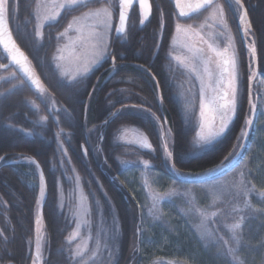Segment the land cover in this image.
<instances>
[{"label": "trees", "instance_id": "1", "mask_svg": "<svg viewBox=\"0 0 264 264\" xmlns=\"http://www.w3.org/2000/svg\"><path fill=\"white\" fill-rule=\"evenodd\" d=\"M153 1L159 4V10L153 8V17L147 24L139 27L132 16V36L110 38L109 52L116 55L115 69L111 59L106 58L88 75L67 80L54 63L61 41L56 33L73 18L105 4L116 9L117 0H85L91 8L69 7L63 27L58 23L46 26L41 39L35 33L37 0H18V10L9 17L11 29L44 89L37 93L13 69L0 70V155L4 156L0 161V264H31L35 259L40 173L27 157L37 159L43 167L48 191L39 227L40 264H150L142 213L124 183L127 171L135 178L146 167V172L172 179L180 191L203 185L185 183L176 177L165 160L161 126L170 134V151L179 172H208L235 153L249 114L250 73L236 24L233 27L240 55L237 118L221 138L203 146L197 144L196 137L197 99L189 103L192 98L185 93L192 87L191 78L170 57L176 11L171 0ZM245 3L262 77L254 98L264 103V0ZM130 46L133 52L128 51ZM5 63L7 58L0 51V66ZM128 78L133 81L127 82ZM157 80L163 102L158 99ZM183 93L187 99H181ZM129 127L139 129L152 148L117 142L118 133ZM248 146L244 166L236 167L231 176L243 172L250 187L264 192V141L252 133ZM145 160L148 164L144 167ZM28 178L32 187L25 181ZM236 191L206 211L210 216L207 226L215 235L200 243L201 257H191L196 264H264V212L257 211L264 208V196L255 190L247 197L234 195ZM245 201L250 207H245ZM126 213L129 228L124 226ZM241 217L237 242L228 225L239 222ZM164 222L174 232L159 264H180V257H173L174 244H182L181 238L174 235L180 233L171 221Z\"/></svg>", "mask_w": 264, "mask_h": 264}, {"label": "snow or ice", "instance_id": "2", "mask_svg": "<svg viewBox=\"0 0 264 264\" xmlns=\"http://www.w3.org/2000/svg\"><path fill=\"white\" fill-rule=\"evenodd\" d=\"M134 0H117L116 3V13L118 18V27L113 25V12L109 10V7H102L98 10L92 11L90 13H85V16H90L94 23L91 25H86L87 33H84L83 28L77 27L76 31L80 33L76 37V42H80L81 46L85 49V63L84 71L85 73L91 70L92 65H98L103 59L110 58L112 61L113 69H115L116 55L109 52L110 48V37L113 33L117 37H123L126 32V22L129 19V10L132 8ZM140 12V24L143 25L147 21L152 13V5L149 0H137ZM226 3L230 9L237 14L240 28L243 35L248 43V54H249V69L253 71L256 68L257 62V47L255 40L252 39L254 35L252 33L251 21L249 20V14L247 8L244 6L243 0H226ZM177 7L180 8L179 16L184 17L183 23L177 22L175 30L177 33H184L187 36L189 33H195L199 37L200 42L206 45V49L203 47H196L195 45H190L184 43L182 46L187 48L190 56L186 59H181L176 57L180 63L192 73H196L198 79L201 82V93H204L206 89L211 88L213 96L210 101L201 102V117L205 116V112L211 113V119L206 120L201 124V131L199 133V140L197 144H210L212 141L222 136L230 124L232 123L238 109V71H237V55L235 42L231 35L227 19L225 17V4L217 3L216 0H195L194 3H187L183 7H180V0H176ZM86 7L91 8V4L85 2V0H69L68 7ZM63 8L64 5H59ZM18 10V0H0V44H3L4 50L9 54L11 59L25 72L29 75V70L24 67L21 61H27V56L24 52L20 51L17 47L15 41L12 38V32L9 30V17L13 15ZM201 10L210 13L211 19L217 21V27L215 33L211 34V40L205 39L199 31H197L192 23L188 21L194 19L193 14L200 13ZM58 15V13H57ZM50 17L45 16L44 19L47 20ZM76 21H73L75 23ZM73 23L68 24V29L73 28ZM203 27V25H201ZM67 34L65 32L60 33L61 36ZM211 52L212 55L209 56L207 53ZM214 57L216 59H214ZM63 59V57H58ZM123 58V57H121ZM215 65L213 68L212 65ZM31 79V76L29 75ZM75 79V77H73ZM155 80V77L153 76ZM33 83H39V81H33ZM158 89V99L163 102V94L159 92L160 82L156 81ZM251 108L249 118L246 119L245 128L252 126L253 119L252 114L256 111V104L250 101ZM150 111V110H148ZM114 115V114H112ZM155 119V114L152 113ZM47 119V117H44ZM218 121V123H217ZM108 121L105 120V123ZM162 130L163 129V126ZM166 131V130H164ZM247 136L246 131L241 132V139ZM143 147L151 149L152 145L147 142V139L141 141ZM164 152L166 153V161L173 171L179 173V169L174 160L173 151H168V145L165 142L163 145ZM61 151L65 152L66 149L63 148L61 144ZM238 154V153H237ZM29 163L34 164L37 169L40 165L33 160L31 157H27ZM227 159V158H226ZM0 161H4V156L0 155ZM146 166L148 161L143 162ZM241 179L238 185H236V193L234 195H243L247 197L253 190L264 196V192L259 189H254L250 187L248 183L245 182L244 173H240ZM79 179V177H77ZM46 195V182L43 171L39 174V201L37 202V215L42 218V212L40 211L41 204L45 200ZM165 199L163 196H154L153 205L150 208V214L156 219L160 218L161 210L159 207V202ZM245 207H250V205L245 201ZM257 211L264 212V208L257 209ZM215 213H212L214 216ZM201 216V226L203 228L202 238H211L215 235L214 231L208 228V221L210 216L204 212H200ZM37 224L40 223V219H37ZM243 222V217L240 218L239 222L232 223L228 225L229 230L233 234V238L237 239V232L240 229L241 223ZM79 228V225H77ZM2 235V232H0ZM75 237H69V242ZM6 239V238H5ZM225 243H227L225 241ZM99 247V243L97 245ZM231 252L232 250L229 249ZM77 256L81 253H76ZM41 258V244L38 239L35 245V259H32L31 264H40ZM233 258L235 255L233 252Z\"/></svg>", "mask_w": 264, "mask_h": 264}, {"label": "rangeland", "instance_id": "3", "mask_svg": "<svg viewBox=\"0 0 264 264\" xmlns=\"http://www.w3.org/2000/svg\"><path fill=\"white\" fill-rule=\"evenodd\" d=\"M57 0H37V5L35 7V33L39 39L42 38L43 30L46 26L57 21ZM65 4H68V0L61 1ZM105 7V6H103ZM102 8V7H101ZM262 13L264 14V4L261 7ZM90 13V12H89ZM48 16L49 19L45 20L44 17ZM73 21H76L73 23ZM264 21V17H263ZM73 23L72 29H66L67 34L60 37V45L55 51L54 55V63L56 65L59 74L67 79L72 80L73 77H83L88 75L96 66L92 65L91 70L87 73L84 71V63L86 60L85 57V49L81 46L80 42H76V37L80 35L76 31L77 27H81L84 30V33H87L86 25H91L94 23V20L85 15L79 16L71 21ZM193 24V27L201 33L205 37V39L211 40V34L215 33L217 27V21H213L211 19L210 13L206 14L202 19L197 22H189ZM114 25V18H113ZM203 25V27H201ZM229 29L231 35L235 42L236 55H237V71H238V83H239V70H240V55L238 51V38L236 32L234 30L232 22H228ZM263 29V28H262ZM64 30V32L66 31ZM264 34V29L263 32ZM44 35V33H43ZM111 38V37H110ZM264 40V39H263ZM110 41V40H109ZM184 43H188L190 45H195L196 47H203L206 49V45L200 42L199 37L195 35V33H189L185 36L184 33H177L176 30L174 32L172 47L170 57L172 61L179 67L184 70V72L191 78L192 87L190 89H185L186 94L192 98V101L188 99L189 103H192L194 99L195 101V110L198 112V122H197V141L199 140V133L201 131V124L206 121V114L204 117H201V102L206 101L208 89L204 93H201V82L200 79L197 78L196 73L190 72L186 69L179 60L175 59L176 57H180L181 59H186L190 56L187 48L183 47ZM209 56L212 55L211 52L207 53ZM58 57H63V59H59ZM214 59H216L214 57ZM248 71V84L249 87L252 86V96L255 97L257 95L255 87L261 83L262 77L258 75L257 79L253 74V71L249 69V63L247 64ZM214 68L215 65L213 64ZM253 80L251 81V79ZM131 78H128L127 82H132ZM254 84V85H253ZM239 91V89H238ZM183 93L181 99H187L186 94ZM250 94V92H249ZM45 95V94H44ZM181 96V95H180ZM239 96V92H238ZM256 111L252 114L251 118H253V124L251 126V131L253 135H256V138L264 141V103L260 98L256 97ZM260 100V102L258 101ZM260 103V104H259ZM206 113V112H205ZM250 114V112H249ZM249 114L247 118H249ZM246 118V119H247ZM166 130V129H164ZM160 130L161 136H163V145L166 142L168 145V151L171 148V138L168 130L164 131ZM242 131H247V128L244 127ZM241 131V132H242ZM224 135V134H223ZM222 135V136H223ZM222 136L215 138L210 144H200L203 146H209L217 141ZM146 136L137 128L129 127L123 128L117 135L116 140L119 143L127 144V145H137L142 146L141 141L144 140ZM147 139V138H146ZM149 143V141L147 140ZM241 142L240 138L239 146L236 148L235 153L229 157L227 161H225L220 166L209 170L208 172H204L201 174H192V173H183V172H175L179 177L182 178H203L210 175H214L219 173L221 169H224L229 166L230 163H234L235 160L241 155ZM249 147V146H248ZM164 151V148H163ZM238 153V154H237ZM164 156L166 157V153L164 152ZM166 160V159H165ZM245 156L236 164L235 166H230L229 170L222 172L216 178L211 177L208 181L200 182L203 183L200 187H185L180 191L179 187L174 186V182L172 179H166L161 175H154L152 173L146 172L145 164L143 172L137 175L135 178L131 176V171H127L124 176L125 186L129 189V192L134 197L139 211L142 213L143 217V233L144 237L147 240L144 242L147 245V248L150 252L148 257H151L152 260L149 262L150 264H159L164 257V252L167 251V241L173 230H170L167 226H165L164 220L167 219L171 221L172 225L177 228V231L182 234L180 236H175V238L180 237L182 244L175 245L174 256L180 257V264H196V257H201L199 253V246L202 241H205L208 238H202L203 228L201 226V216L200 212H206L210 208H212L218 201H220L225 195L234 192L236 189V185L239 184L241 176L234 175L231 176L232 171L239 166H244ZM130 165V164H129ZM228 165V166H227ZM222 171V170H221ZM230 174V176H229ZM30 176V175H29ZM245 177V176H244ZM28 185L33 186V182L28 178L25 180ZM163 196L165 199L162 202H159V207L161 210L160 218L156 219L153 215L150 214V208L153 205V197L154 196ZM187 218L191 219L189 222ZM199 219V220H198ZM124 226L129 228V218L126 213V216L123 218ZM197 221H199L197 223ZM185 236H184V235ZM152 235V236H150ZM178 241V240H177ZM191 243V244H190ZM193 244V245H192ZM187 245L188 248H185ZM145 250V249H144ZM146 251V250H145ZM193 251V252H192ZM42 253V250H41ZM193 257V258H191Z\"/></svg>", "mask_w": 264, "mask_h": 264}, {"label": "water", "instance_id": "4", "mask_svg": "<svg viewBox=\"0 0 264 264\" xmlns=\"http://www.w3.org/2000/svg\"><path fill=\"white\" fill-rule=\"evenodd\" d=\"M195 0H180V4H181V7H183L185 4L187 3H194ZM134 6V4H133ZM133 6L132 8L129 10V17L131 15V11L133 9ZM202 11V10H201ZM129 20V19H128ZM250 20V18H249ZM127 23L128 21L126 22V27H127ZM117 27H118V24H117ZM251 28H252V24H251ZM9 30L12 32V29H11V25H10V22H9ZM238 30H239V34H240V38H241V41L243 43V46H244V49L247 53V57H248V60H249V54H248V43L249 41L245 39L244 35H243V32L240 28V25H239V22H238ZM252 33H253V29H252ZM12 38L13 40L15 41L17 47L20 49V51L24 52L25 56H27V61H21V63L24 65V67H26L28 70H29V75L31 76V79L29 78V75H26L25 72L21 69V66L16 64L12 59L11 57L9 56V54L4 50V46L3 44H0V51L3 55L6 56L7 58V63L5 64H2L0 66V70L1 71H7V70H10V69H13L17 74L18 76L23 80V82L25 84H27L33 91L37 92V93H40L43 91L44 89V85L40 79V77L38 76V74L36 73L34 67L32 66L31 62H30V59H29V56L27 55V53L22 49V47L17 43L14 35H13V32H12ZM252 39H254V37L252 36ZM254 76H255V79H257L258 75H259V70H258V55H257V62H256V68L254 70ZM39 81V83H33V81ZM253 80V78L251 79V81ZM254 85V84H253ZM252 86L249 87V112H250V108H251V104H250V101L253 103V101L255 100L256 102V99L251 95L252 92ZM254 102V103H255ZM253 119V118H252ZM251 126L247 128V136L242 139V142H241V155L238 157L237 160H235L234 163H230L228 167L224 168V169H221L219 171V173H216L214 175H210V176H207V177H203V178H182V177H179L176 173V177L182 181V182H185V183H200V182H204V181H208L211 177H214L216 178L219 174H221L222 172L224 171H227L229 170V167L230 166H235L236 164H238V162L245 156V149L248 148V143H249V138L252 134V131H251ZM33 160H35L39 165H40V168L38 169L39 173L40 171H43V167L41 166V164L37 161V159L35 158H32ZM44 173V171H43ZM45 176V174H44ZM47 197H48V191H47V188H46V195H45V200L42 202L41 204V208H40V211L42 212V218L41 217H37V219H40V223L37 224V222H35V240H34V256H35V245H36V242L37 240L39 239V227H40V224L43 220V212H44V207H45V204H46V200H47ZM37 221V220H36Z\"/></svg>", "mask_w": 264, "mask_h": 264}, {"label": "flooded vegetation", "instance_id": "5", "mask_svg": "<svg viewBox=\"0 0 264 264\" xmlns=\"http://www.w3.org/2000/svg\"><path fill=\"white\" fill-rule=\"evenodd\" d=\"M61 1H64V0H57L56 2L58 3L57 4V12H56V15H57V13H58V15H57V21H55L54 23H52V24H50V25H48V26H53L54 24H56V23H58L59 24V26H60V24H61V27H63V25L65 24L64 22H65V10H67L69 7H68V4H69V2H67L68 4H65L64 2H61ZM105 2L106 3H108V0H105ZM149 2L151 3V5H152V13H151V15H150V17H149V19H151L152 17H153V8H155L156 10H159V4L157 5V4H155L154 3V1L153 0H149ZM216 2L217 3H220V4H225V17H226V19H227V22H232V24H236V26H237V30H238V17H237V14L236 13H234L231 9H230V7L228 6V4L226 3V0H216ZM243 2H244V6L247 8V10H248V7H247V4L245 3V0H243ZM171 3L173 4V7H174V9H175V11H176V16H177V19H176V21L177 22H181V23H183L184 22V20H185V18L184 17H180L179 16V11H180V8L179 7H177V4H176V0H171ZM134 6H133V9H132V11H131V15H130V17H129V20H128V23H127V27H126V32L123 34V37H128L129 36V34H131V32L130 31H132V28H133V23H132V25L130 26V23H131V19H132V16H134L135 17V19H137L138 20V25H139V27H142L143 25H145V24H147V22L149 21V19L147 20V21H145V23L143 24V25H141L140 24V19H141V16H140V12H139V6H138V3H137V0H134ZM59 5H64V7L63 8H61V7H59ZM105 7H109V10L110 11H112L113 12V18H114V27H117V24H118V18H117V16L115 15V13H116V9L115 8H112V6H111V4H105L104 5ZM101 7H103V6H101ZM101 7H99V8H97V9H95V10H98V9H100ZM180 7H181V4H180ZM94 10V11H95ZM206 14H208V12H205L204 10H202L200 13H195V14H193V17H194V19H191V20H189L188 22H195V23H197V22H199L201 19H202V17H204ZM248 14H249V10H248ZM133 17V18H134ZM75 18H77V17H75ZM75 18H73L72 20H74ZM250 18V17H249ZM71 20V21H72ZM63 22V23H62ZM176 22V23H177ZM176 23H175V26H174V32H175V27H176ZM130 26V27H129ZM68 27H66V28H62L63 30H61L59 33H56V35L58 36V37H61V35H60V33H62V32H64V30H66ZM131 29V30H130ZM130 30V31H129ZM50 32H52V30H50ZM174 32H173V36H174ZM238 32H239V30H238ZM126 33H127V36H126ZM131 36H132V34H131ZM173 36H172V40H173ZM111 37H113V38H116L117 36H116V34L115 33H113L112 35H111ZM172 40H171V44H170V53H171V47H172ZM128 51L129 52H133V48H132V46H130L129 47V49H128ZM159 51V53L160 52H162L160 49L158 50ZM131 64H132V62H130ZM161 65H160V63L158 64V67H160ZM212 96H213V92H212V89L211 88H209L208 89V94H207V99H206V101H210L211 100V98H212ZM206 114V120H210L211 119V113H209V112H206L205 113ZM236 118H237V113H236V115H235V117H234V119H233V121H232V123L236 120ZM217 123H218V121H217ZM231 123V124H232ZM231 124H230V126H231ZM229 126V127H230ZM228 130V129H227Z\"/></svg>", "mask_w": 264, "mask_h": 264}]
</instances>
